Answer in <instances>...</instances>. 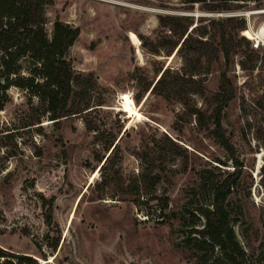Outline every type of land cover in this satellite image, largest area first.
I'll return each instance as SVG.
<instances>
[{
	"label": "rangeland",
	"instance_id": "374dc122",
	"mask_svg": "<svg viewBox=\"0 0 264 264\" xmlns=\"http://www.w3.org/2000/svg\"><path fill=\"white\" fill-rule=\"evenodd\" d=\"M53 1L45 7L47 34L56 19L79 28L67 60L76 72L94 73L97 88L92 111L60 126L47 116L36 123L41 110L25 90L11 87L0 93V247L38 264H197L185 245L191 225L203 224L196 209L209 204L210 181L234 170V161L211 133L214 95L225 70L234 92L222 112V126L241 165L228 199L231 225L246 264H264V49L249 61L237 52L228 67L223 60L212 63L205 72V95L191 96L186 107L180 100L143 93L158 78L156 70L181 67L176 50L154 55L143 40L169 34L159 16L187 17L192 26L225 16L184 0ZM257 1L230 4L233 11L247 10ZM259 22L255 17V25ZM21 65L27 74L30 61ZM124 95L141 118L122 111ZM98 97L102 106H95ZM191 108L206 113L204 122ZM94 131L102 133L100 142ZM110 134L120 148L115 168L128 184L149 171L141 156L164 137L185 155H168L163 170L154 169L163 177L154 189L125 195L114 183L97 187L108 173L100 175L104 160L98 163L96 157L108 156L103 149Z\"/></svg>",
	"mask_w": 264,
	"mask_h": 264
},
{
	"label": "trees",
	"instance_id": "16d2710c",
	"mask_svg": "<svg viewBox=\"0 0 264 264\" xmlns=\"http://www.w3.org/2000/svg\"><path fill=\"white\" fill-rule=\"evenodd\" d=\"M184 1L192 6L200 4L204 11L212 15L234 10L230 0ZM53 3V0H0V93L11 87L25 90L30 98L37 99L41 110L36 123H40L41 117L47 116L60 126L63 120L92 111L89 109L92 108L90 103L97 88V80L92 72H76L67 60L70 48L79 37L78 27L56 19L52 23L50 35L47 34L45 7ZM158 22L169 34L161 33L155 40L144 39L143 47L154 55L163 52L169 56L176 50L181 67L175 71L162 67L156 70L158 78L148 83L143 93L149 92L166 100H180L186 107H189L191 96L205 95V72L212 63L223 60L224 67H228L237 52L243 54L245 61L251 60L259 52L240 35L245 29V21L241 18L211 19L205 24L192 26V20L187 17L163 15L158 17ZM26 59L30 61L31 68L27 74H22L21 62ZM240 65L244 68L245 62L241 61ZM233 92L224 70L220 75L219 91L214 95L215 107L210 115L211 133L234 161V170L210 181L209 204L196 209L203 224L201 228L195 223L191 225L185 245L196 256L197 264H246V253L236 239L228 210V199L241 177V165L235 160L234 149L222 126V112L232 99ZM139 100L136 99V102ZM102 105L103 101L98 97L95 106ZM2 108L0 103V110ZM191 112L200 122H204V111L191 108ZM87 130L91 131L92 128L88 126ZM94 132L95 141L100 142L102 133ZM116 138V135L110 134L105 143L103 150L109 152L106 158L96 157L98 163L104 160L99 169L100 175L102 172L108 173L97 187L114 183L125 195L138 194L142 187L154 189L163 179L160 173H154V169L163 170L162 165L168 155H185L184 149L164 137L155 142L151 152L141 156L149 164V171L141 173L134 182L128 184L120 174V169L115 168L120 159ZM216 162L226 166L220 161ZM51 209L52 202L48 201V224L51 223ZM262 227L264 229V218ZM57 245L58 239L51 248L55 250ZM0 264L38 263L30 256L13 254L0 247Z\"/></svg>",
	"mask_w": 264,
	"mask_h": 264
},
{
	"label": "built area",
	"instance_id": "2783aa9c",
	"mask_svg": "<svg viewBox=\"0 0 264 264\" xmlns=\"http://www.w3.org/2000/svg\"><path fill=\"white\" fill-rule=\"evenodd\" d=\"M259 3L263 5H257ZM216 16L244 19L245 29L241 32V36L249 41L254 50L260 51L264 49V0H259L252 4L251 9L217 13ZM258 16L260 17V22L255 25V17Z\"/></svg>",
	"mask_w": 264,
	"mask_h": 264
},
{
	"label": "bare ground",
	"instance_id": "6f19581e",
	"mask_svg": "<svg viewBox=\"0 0 264 264\" xmlns=\"http://www.w3.org/2000/svg\"><path fill=\"white\" fill-rule=\"evenodd\" d=\"M129 36H130L131 41L134 44H138L139 43L137 37L133 33H129ZM122 98L124 100V102L122 103V111L126 112V113H129L130 117L134 116V115L139 117L140 114L138 113L139 114L138 115L136 113V110H135L136 108H135V106H133V101L130 100L126 95H124ZM140 118H141V116H140Z\"/></svg>",
	"mask_w": 264,
	"mask_h": 264
}]
</instances>
